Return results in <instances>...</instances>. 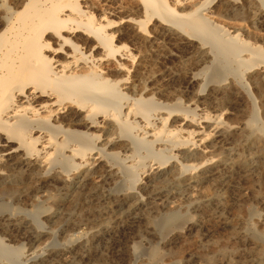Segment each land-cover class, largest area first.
Here are the masks:
<instances>
[{
    "label": "rangeland",
    "instance_id": "374dc122",
    "mask_svg": "<svg viewBox=\"0 0 264 264\" xmlns=\"http://www.w3.org/2000/svg\"><path fill=\"white\" fill-rule=\"evenodd\" d=\"M92 1L97 3V0ZM126 1L114 0L113 4L105 5L100 0V10L115 9L116 6L117 11L119 8L120 11L121 8L136 10L140 6L137 0ZM202 1L210 5L207 10H202L204 17L264 49L261 39L264 38V24L245 14L244 0H230L238 6L227 9L219 7V0H187L181 6L173 3L169 6L186 13ZM133 16L136 20H144L135 13ZM151 21L145 19L144 28L152 29L155 22ZM164 34H158L148 44L134 42L128 37L125 40V36L120 44L116 43L123 48L122 52L144 60V69L141 66L140 73L136 74V89L128 95L150 98L168 106L160 110V115L169 123L167 128L174 131H191L195 126L184 121L185 116L172 106L177 104L182 109L195 110L199 124L196 131H201L198 137H192L191 142L178 146L176 151H166L170 159L163 165L155 161L148 163L155 168L160 166L165 173L181 162L178 160H182L183 165L200 166L185 173L184 178L201 177L202 183L190 188H176L171 180L166 179L163 183L157 178L149 180L150 177L146 178L138 171L141 175L137 186L131 190L138 200L130 197L124 201L118 196L127 190L128 184L103 167L82 185L78 183L80 178L70 185L52 178L42 182L36 174L19 167L9 176L19 179L21 185L13 186L14 189L5 190V193L0 191V240L18 249L24 264H264V65L245 71L242 81L226 73L211 81L207 72L211 57L199 51L202 46L205 50L208 47L190 36L187 28L179 38ZM188 39L192 45L186 43ZM126 66L130 68L131 65L126 62ZM129 68L116 74L114 79L128 78ZM240 83L245 87H240ZM252 100L260 117V126L257 124L256 129H259L255 133L244 129L252 116ZM216 118L220 128L235 129L226 134L213 131ZM102 128L100 146L104 154H100V165L112 164L113 171H117L119 165L116 162L125 160L126 166L134 163L125 158L131 151H126L121 143L106 145L107 138H116L117 134L102 133ZM182 136L187 138L185 134ZM105 153L118 154L120 158L114 161ZM79 172L77 169L71 174L78 175ZM146 185L151 186L147 192L143 189ZM169 212L176 213L180 222L174 227H163V218ZM36 217L40 219L39 227L33 221ZM13 225L19 226L20 230L13 229ZM27 226L31 230L27 231ZM38 233H44V236L37 237ZM134 244L143 246L138 255L131 249ZM34 253L41 255L31 260Z\"/></svg>",
    "mask_w": 264,
    "mask_h": 264
},
{
    "label": "bare ground",
    "instance_id": "6f19581e",
    "mask_svg": "<svg viewBox=\"0 0 264 264\" xmlns=\"http://www.w3.org/2000/svg\"><path fill=\"white\" fill-rule=\"evenodd\" d=\"M113 1L101 0L105 5L113 4ZM137 1L140 6L136 10L121 8L120 11L119 8L117 11V6L115 9L100 10V0L97 3L92 0H0V191L5 193V190L21 185L19 179H10L9 176L11 171L19 167L36 174L39 181L52 178L68 185L77 178H80V185L85 184L89 176L100 172L103 167L112 176L128 184L127 190L118 196L124 201L130 197L138 200L131 190L141 174L150 177L149 180L160 179L161 183L166 179L171 180L176 188H190L202 183L201 177L184 178L185 173L199 169L200 166L183 165L182 160H178L181 162L173 165L166 173L160 167L170 159L166 151H176L178 146L191 142L192 137H198L201 131H196L198 117L195 118V110L182 109L175 103L172 108L182 113L184 121L195 126V129H168L169 123L160 115V110L168 106L164 107L150 98L128 95L136 89V74L141 66L143 68L144 60L122 52L123 48L116 43L125 36V40L128 37L134 42L148 44L160 33L179 38V34L187 28L190 36L208 47L205 50L202 46L199 51L211 57L207 68L211 81L224 73L242 81L245 71L264 65V49L246 42L240 38V34H231L211 22L212 19L210 21L204 17L202 10L206 9L208 2L202 1L198 7L185 13L177 12L169 4L181 6L187 0ZM218 4L225 9L238 6L230 0H219ZM243 4L245 14L264 24V0H244ZM133 13L144 20L154 21L153 28H144V20L134 19ZM142 29L146 32H142ZM261 39L264 41V38ZM186 43L192 45L190 39ZM126 62L130 63V68ZM128 68V78L121 81L114 79L116 74ZM251 107L252 116L245 122L244 129L255 133L259 129L256 126L260 117L254 101ZM217 118L213 121V131L226 134L235 129L220 128ZM100 128L103 129L102 133L117 134L116 138L108 137L106 145L121 143L126 151H131V155L125 158L134 163L126 166L125 160L116 162L119 165L117 171H113L112 164L100 165V154H104L100 146ZM182 134L187 138H182ZM196 143L191 144L193 146ZM106 155L114 161L120 158L118 154ZM149 161H155L160 166L155 168ZM77 169L80 170L79 174L72 175L71 172ZM9 184L12 185L7 187ZM143 189L150 190L151 186L146 185ZM33 221L37 227L40 226L39 218ZM178 222L180 217L169 212L163 218V227L175 226ZM15 228L19 229V226L15 225ZM28 230L31 228L27 226ZM36 236L42 237L44 233ZM131 249L134 255H138L143 246L134 244ZM40 255L34 253L30 259H37ZM24 263L18 249L0 240V264Z\"/></svg>",
    "mask_w": 264,
    "mask_h": 264
}]
</instances>
